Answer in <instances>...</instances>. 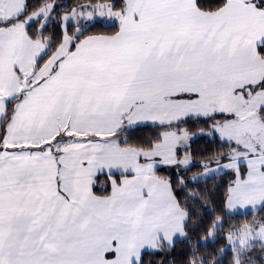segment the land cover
Segmentation results:
<instances>
[{
	"label": "snow or ice",
	"instance_id": "obj_1",
	"mask_svg": "<svg viewBox=\"0 0 264 264\" xmlns=\"http://www.w3.org/2000/svg\"><path fill=\"white\" fill-rule=\"evenodd\" d=\"M218 177L264 213V0H0V264H171ZM224 226L189 264H254L264 215Z\"/></svg>",
	"mask_w": 264,
	"mask_h": 264
},
{
	"label": "trees",
	"instance_id": "obj_2",
	"mask_svg": "<svg viewBox=\"0 0 264 264\" xmlns=\"http://www.w3.org/2000/svg\"><path fill=\"white\" fill-rule=\"evenodd\" d=\"M205 3L208 5H213L215 0H205ZM215 147V146H213ZM194 148L198 149L199 153H204L209 150V145L203 141L197 142L194 145ZM227 151V149H224ZM210 158V157H208ZM196 159H200V156L197 155ZM200 168H192L188 172V176H195L201 173ZM161 176H165V173H159ZM224 180H229L230 177H223ZM174 190H179V185L174 184ZM188 191L192 192L197 198L190 199L185 197V193L181 192L180 194V205L183 207L185 200L187 199L189 217L188 225L189 229L193 228L194 225H200L201 227L197 228L196 232L191 235V240L189 243L177 242L175 249L170 254H164L160 256H153L150 259L154 261L167 260L171 264H189V261L185 258L191 255L190 249L197 239H201L205 231H210V222H214L216 218L223 217L225 220V226L223 227L222 232L228 233L232 230V227L242 228L243 226H248L252 224V221L259 218V215H264V213L258 215H236V216H227L224 212L223 199L226 195L225 185L220 183V178L212 179L207 182H201L195 186L189 185ZM207 205L209 209H212L215 212V217L212 212L205 213L204 206ZM219 233H213V238L215 239ZM224 239H218L213 248H199L198 254L200 257H213L218 253L219 249L225 245ZM252 260L254 264H264V252L260 251V246L256 245L254 250L251 253ZM223 264H229V260L225 258Z\"/></svg>",
	"mask_w": 264,
	"mask_h": 264
},
{
	"label": "rangeland",
	"instance_id": "obj_3",
	"mask_svg": "<svg viewBox=\"0 0 264 264\" xmlns=\"http://www.w3.org/2000/svg\"><path fill=\"white\" fill-rule=\"evenodd\" d=\"M201 173H199L198 175H200ZM244 227H251V225H248V226H243L242 228H244ZM231 232V231H230Z\"/></svg>",
	"mask_w": 264,
	"mask_h": 264
}]
</instances>
